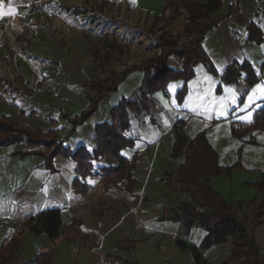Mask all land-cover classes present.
<instances>
[{"label": "crops", "instance_id": "obj_1", "mask_svg": "<svg viewBox=\"0 0 264 264\" xmlns=\"http://www.w3.org/2000/svg\"><path fill=\"white\" fill-rule=\"evenodd\" d=\"M116 1L120 0H0L5 11L10 4L15 7V14L0 17V116H7L19 125L40 127L45 132L56 130L67 147L72 150L84 147L92 154L98 144L97 124L111 123L112 118H92L67 133L64 129L71 124L63 116L70 119L78 115L69 112L77 110L75 99L82 102L80 110L88 106L89 95H95L87 86L92 81V53L97 46L82 34V22L87 14L94 15L93 21L102 17L96 14L105 10L106 2ZM122 1L137 13L146 12L150 17H160L166 3V0ZM222 3V9L212 13V17L220 18V24L208 33L204 47L219 73L245 59L260 71L264 43L248 41V25L253 22L264 32V0ZM232 4L233 11L229 14ZM194 73L182 100L178 95L185 83L178 80L169 84L176 85L174 89L169 90L168 85L167 91L157 92L154 103L143 113H131L127 136L134 145L122 149L121 155L130 163L136 157L137 161L134 168L128 169L130 178L125 177L127 182L120 188L110 179L105 180L106 169L119 165L110 156L94 160L93 172L82 176L77 170L78 162L70 158L56 156L52 170L46 166L44 157L22 155L39 147L26 142L0 146V226L5 224L0 228V248L32 218L58 210L62 219L57 238L46 233L35 235L24 228L16 256L7 264H98L101 256L118 264H196L193 252L180 249L177 239L200 247L207 231L188 225L186 218L178 222L170 219L182 202L190 201V196L178 194L161 181L166 173H177L182 161L169 157L176 125L190 138L206 130L223 167L233 165L242 148L244 170H235L231 177L211 179L214 188L234 209L246 214L264 199L258 188L245 184L258 182L264 172V130H255L242 139L232 135V123L249 126L253 123L256 111L264 106V97L257 94L249 102L247 96L241 104L237 87L223 84L204 64L197 65ZM43 75L54 82L60 93L58 98L37 93ZM143 78L142 72L128 75L117 92L102 100L107 109L133 96ZM258 84H264V74ZM220 86L221 95L217 92ZM227 89H233L235 97ZM245 105L248 107L243 110ZM160 108L168 116L169 124H162L154 116ZM57 111L61 116L53 117ZM149 111L152 114L148 115ZM221 112L225 114L220 115ZM44 113L56 126L39 124ZM254 236L264 261V225L257 228ZM232 247L230 242L203 254L210 264H221L230 256Z\"/></svg>", "mask_w": 264, "mask_h": 264}, {"label": "trees", "instance_id": "obj_2", "mask_svg": "<svg viewBox=\"0 0 264 264\" xmlns=\"http://www.w3.org/2000/svg\"><path fill=\"white\" fill-rule=\"evenodd\" d=\"M223 0H209L207 4L187 2L185 0H168L162 9V19L166 23H173L183 12L187 14V24L182 36H173L165 33L157 38L158 45L162 48L159 56L146 62L127 67L118 72L111 70V76L103 80L89 83L87 88L95 95H89V104L80 114L71 117L65 115L74 132L78 126L89 120L99 108L101 101L109 93L118 91L128 75L135 72H143L144 78L137 92L133 96L123 98L117 106L111 109V123L105 121L96 126L97 149L90 154L86 148L79 147L72 150L65 146L64 137L57 134L56 130L42 131L40 127L31 128L19 125L7 116H0V146H10L20 142H26L29 146L39 147L22 153L23 156L37 154L45 158L46 166L54 169L53 160L57 156L70 158L78 162L77 170L82 176L93 172L94 160L104 156H110L118 160L117 167H109L105 171V180L110 179L114 184L122 179L130 178L128 169L134 168L137 157L132 163L122 157V149L132 147L134 141L127 136L131 128V113L138 115L150 107L154 102L157 92L167 91L171 82L183 80L185 85L178 97L182 100L187 94V84L195 77V68L204 64L212 75L220 77L223 84L234 85L240 94V103L243 104L250 90L262 83L264 63L260 71L247 59L241 63L228 65L222 73H219L215 64L208 58L203 48V40L207 32L218 25L220 20L211 17V14L222 9ZM235 9V8H234ZM233 11V9H232ZM248 41L257 44L264 43V32L255 23L248 25ZM101 48H96L92 53V70L102 68L112 62L111 58L100 55ZM182 60L181 70L169 65L171 57ZM221 95V86L217 90ZM264 130V106L256 111L252 124L244 125L240 122L232 123V135L238 139L244 138L251 132ZM68 132V133H69ZM175 140L172 145L170 158L173 161L182 159L177 173H166L161 181L178 194H188L189 202H182L175 209L171 220L178 222L182 218L187 219L188 225L199 226L207 231V235L200 247L189 246L186 241L177 239L180 249L191 250L196 264H210L203 251L214 246L233 244L231 254L221 264H235L243 260L242 264H264L260 258L256 244V229L264 225V199L255 203L253 209L244 215L229 204L223 194L218 192L211 184V179L217 176L231 177L235 170H244L241 163L242 148L238 151V159L231 166H224L219 162V153L210 143L207 131L202 130L195 137L190 138L180 127L175 126ZM43 148L48 151L42 150ZM259 189L264 196V172L258 182H245ZM78 186V181L75 182ZM75 223V222H74ZM79 223V221H76ZM62 219L58 210H50L36 218L28 220L22 225L18 235L13 237L7 245L0 248V264H7L15 258L18 248L23 240V229L28 228L33 234L46 233L50 238L60 236ZM35 264V263H34Z\"/></svg>", "mask_w": 264, "mask_h": 264}, {"label": "rangeland", "instance_id": "obj_3", "mask_svg": "<svg viewBox=\"0 0 264 264\" xmlns=\"http://www.w3.org/2000/svg\"><path fill=\"white\" fill-rule=\"evenodd\" d=\"M167 1L168 0H166V2ZM185 1L195 2L188 0ZM208 1L206 3L200 1L195 3L204 5L207 4ZM148 2H152V1H148ZM105 7L106 8L104 11L96 14V16L101 15L106 21H108L107 25H105V28H103L104 33L102 36L93 37L90 33V28L93 23L92 19L94 15L91 16L92 14H87L85 21L82 22L84 26V32L82 34L86 35L87 39L90 40L92 45H95L98 48H102L100 52V55L102 57L112 59L111 63L104 65L102 68H97V70L95 71L92 70L93 73H92L91 82L94 81L96 82L98 80H103L105 78L110 77L111 70L121 72L125 70L127 67L141 64L153 57L159 56L162 52V48L158 45L157 38L165 33H170L173 36H182L183 40L186 39V37L183 34L185 30V26L187 24L186 13L185 14L182 13V15L178 19H176L175 22L166 23L162 19V14L160 15V17L157 16L150 17L149 14L146 12L137 13L135 9L132 8V6L127 5L126 2L123 3L122 0L113 3L106 2ZM232 7L233 4L230 5V9L228 11L229 14H230V10H232ZM127 13H132L133 17L131 21L125 22L122 16ZM214 19H217L218 21L220 20V18L218 17ZM219 24L220 23H218V25L211 30L217 28ZM211 30L207 32L205 38L208 35V33L211 32ZM204 41L205 39L203 40V48L207 53L208 58L214 63V60L211 57L212 55H210L208 53L209 51L204 47ZM213 52L214 51H212V54L214 55ZM169 65L177 70H181L183 67L182 60L179 59L177 60V58L173 56L169 59ZM133 98H136V96H133ZM75 100L72 101L75 108H77V110L69 111V112L71 114H76V113L80 114L87 107L78 110L82 102ZM161 110L162 109L160 108V111L156 112L154 116L159 118L162 124H169L168 116L165 115L164 113L162 114ZM149 114H152V112L149 111L148 115ZM99 117L111 119V110L107 109V105L105 101H102L100 103L98 111L91 118H89V120L92 118L97 119ZM39 124L42 126H53V125L56 126L55 124L57 123L53 122L51 118L44 113L42 118L40 119ZM238 178L239 177L236 176L235 181H237ZM236 210L238 213H240V215L245 214L243 211H240V209L236 208ZM242 263L243 260L238 261L236 264H242Z\"/></svg>", "mask_w": 264, "mask_h": 264}, {"label": "built area", "instance_id": "obj_4", "mask_svg": "<svg viewBox=\"0 0 264 264\" xmlns=\"http://www.w3.org/2000/svg\"><path fill=\"white\" fill-rule=\"evenodd\" d=\"M132 17H133L132 13H127V14L122 16V18H124L125 22L131 21ZM107 22L108 21H106L103 17H99V18L95 19L92 23L91 28H90L91 35L92 36H102L104 33L103 28H105V25H107ZM37 93L40 95L42 94L43 96H50V97H54V98H58L60 96V93H59L57 87L55 86L54 82L47 75L42 76L40 85L37 88ZM59 116H61L60 111H57L53 115V117H59ZM70 130H71V126L70 127L66 126L64 129V131L67 133ZM126 182H127V179L124 178L121 181L117 182L115 184V186L120 188ZM4 226H5V224L1 225L0 228L4 227ZM98 264H118V263L110 261L105 256H101Z\"/></svg>", "mask_w": 264, "mask_h": 264}, {"label": "snow or ice", "instance_id": "obj_5", "mask_svg": "<svg viewBox=\"0 0 264 264\" xmlns=\"http://www.w3.org/2000/svg\"><path fill=\"white\" fill-rule=\"evenodd\" d=\"M15 14V7L11 4L9 5L8 9L4 10V5L2 2H0V17H6V16H12ZM176 87V85H169V90H172ZM228 92L232 94L233 97H235V91L233 89H227ZM257 94H260V96L264 97V84H257L253 89L251 94L248 95L249 102L253 101L257 98ZM224 98H221V101H223ZM233 103H235V100H233ZM248 105H245L243 110H246ZM226 111V109H225ZM225 112H221L220 115H224ZM89 183H92L91 180L88 181Z\"/></svg>", "mask_w": 264, "mask_h": 264}]
</instances>
